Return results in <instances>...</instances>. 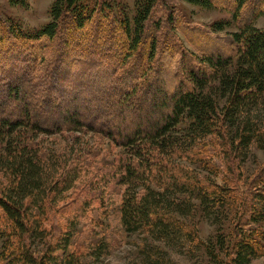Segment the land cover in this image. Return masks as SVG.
I'll use <instances>...</instances> for the list:
<instances>
[{
    "label": "trees",
    "instance_id": "1",
    "mask_svg": "<svg viewBox=\"0 0 264 264\" xmlns=\"http://www.w3.org/2000/svg\"><path fill=\"white\" fill-rule=\"evenodd\" d=\"M253 1L232 0L237 28L227 47L215 45L220 21L210 30L189 25L213 38L203 45L193 34L196 52L169 38L168 83L154 62L160 0H137L132 27L107 0H56L52 20L32 31L0 20V264H88L63 214L105 208L110 192L119 195L122 229L145 234L146 264L165 259L160 249L193 251L198 211L218 230L205 246L210 264L264 256V163L247 176L243 166L252 148L264 151V27L254 24L264 0ZM29 88L56 118L41 117ZM89 132L118 151L99 157L82 139ZM45 136H66L70 152L50 155ZM89 247L96 259L107 248L103 239Z\"/></svg>",
    "mask_w": 264,
    "mask_h": 264
},
{
    "label": "rangeland",
    "instance_id": "2",
    "mask_svg": "<svg viewBox=\"0 0 264 264\" xmlns=\"http://www.w3.org/2000/svg\"><path fill=\"white\" fill-rule=\"evenodd\" d=\"M55 1L56 0H0V20L7 25L10 22L16 23L25 31L40 29L52 20L51 7ZM90 1L92 2V0ZM107 1L117 16V20L120 21L121 24L128 22L132 27L137 9V0ZM258 1L259 0H254L252 4L256 2L259 4ZM215 4L216 5L206 7L190 3L187 0H160V5L154 10L153 14L154 21L161 20L162 18V32L156 43L154 62L157 60L160 62V67L157 73L162 76L161 78L164 82L168 83L170 81V76L167 72L169 73L168 65H170V63L172 64L169 59L171 50L168 46L164 45L169 43V38H176L179 44L189 52H196L197 50L192 46L194 44L191 42V36L193 34L195 39L199 43H203V45L211 44L213 38L211 39V36H207L209 40H206L203 31H196L197 29L193 28L196 27L198 29L210 30L211 28L209 27L211 24L220 21L225 22L226 26L223 31H213L215 35L220 34V37H222L217 41V44L215 43V45L227 47L223 40H226L230 32L235 31L237 28V22L233 18L231 12L233 6L232 0H215ZM170 8H172L174 12L172 17L170 16V12L172 11ZM245 8L242 11V16L245 13ZM161 10L163 11V14L160 13ZM240 22H242V20H240ZM254 24L260 28L264 27V13L255 19ZM183 25H186V27L184 26L183 28ZM189 25L193 28L191 29ZM188 28H190V30ZM152 34L153 33L151 32V35L145 36L143 39V43L141 44L143 54L139 56L140 60L142 59L144 61L146 58V53H148L153 39ZM8 43H10V39L6 42V44ZM19 44L22 43L19 42ZM49 45L52 47L51 45L53 44ZM42 51L43 54L45 49ZM167 60L169 62H166ZM171 60L174 65L178 62V59L176 60L175 57L174 59L171 58ZM162 72L163 74L161 75L160 73ZM27 93L31 105L34 106V108L37 107L36 110L40 111V107L37 106L36 97L41 91L39 89L29 88ZM105 102L110 104L114 103V101L109 98H107ZM4 107L7 114L6 116L11 114L12 111L8 102L5 103ZM40 115H42V118H56L55 115L46 114L41 111ZM82 137V139L89 142L91 147L96 149L99 157L105 156L106 154L110 158L118 151V148H112L110 141L105 137L94 135L91 132ZM42 145L50 155H56V153L59 152H65L68 154L71 149V144L68 142L66 136H45V139L42 140ZM65 157H68V155ZM263 163L264 151L252 148L248 158L243 163L245 176L253 174ZM77 185L79 186L80 184L78 183ZM74 191L75 189L68 192L67 196L72 195ZM107 197L106 200L109 205L105 203V208H98L96 212L93 211L94 213L85 212L76 215L70 213L63 214L64 217L62 220L65 219L64 221H66L67 219L68 222H73L75 226L76 232L74 231V240L80 242L85 247V260L88 264H146L143 258V255H145L143 250L149 251V249H145L147 244L145 234L126 233L120 225V220L115 209L119 201V195L116 192H110ZM92 215L96 216V221L92 219ZM231 220L232 219H228V222H231ZM228 222L225 223L226 227H228L230 223ZM191 224L195 226L199 236V240L195 243L197 245L194 246L193 251L189 252L186 250L185 253L178 254L171 250H157L158 252L163 251L162 253L165 259H162V261H158L155 264H210V257L205 251V246L209 241L215 239V236L218 234L217 226L214 225L211 220L204 217L199 211L191 219ZM97 239H103L107 246L103 255L98 259H96L91 253L89 247L91 242ZM157 251L154 252L156 253ZM154 252L151 251L153 254ZM250 264H264V256L254 258Z\"/></svg>",
    "mask_w": 264,
    "mask_h": 264
}]
</instances>
